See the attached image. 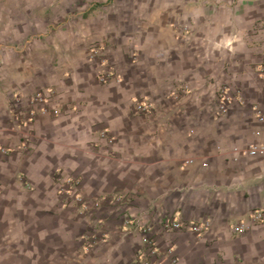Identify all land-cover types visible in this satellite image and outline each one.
Returning a JSON list of instances; mask_svg holds the SVG:
<instances>
[{"label": "crops", "instance_id": "obj_1", "mask_svg": "<svg viewBox=\"0 0 264 264\" xmlns=\"http://www.w3.org/2000/svg\"><path fill=\"white\" fill-rule=\"evenodd\" d=\"M263 64L264 0H0V264H136L126 211L152 222L153 264L169 249L176 264H264V153L249 151L264 143ZM213 81L245 102L215 116ZM37 92L50 110L14 129ZM56 168L81 178L86 210L58 194Z\"/></svg>", "mask_w": 264, "mask_h": 264}, {"label": "built area", "instance_id": "obj_2", "mask_svg": "<svg viewBox=\"0 0 264 264\" xmlns=\"http://www.w3.org/2000/svg\"><path fill=\"white\" fill-rule=\"evenodd\" d=\"M109 53L108 45H96L93 46L90 53V58L92 60H99L101 56L104 58ZM261 78L264 81V64L260 69ZM100 79L102 81H106V74L103 73L100 75ZM215 89L214 96V114L215 116H220L225 114L230 106L235 102L239 101L244 103L245 100L241 96V91L238 88L230 86L229 84L220 83L217 81L212 82ZM35 99H33L32 106L26 112L15 111L12 116V122L14 123L13 128L19 129L25 124L34 120L35 116L38 113L48 112L49 106L47 101L49 100L48 96L43 92H37L35 95ZM38 104H41L40 106ZM70 106L62 105L57 108H53L52 111L58 115L63 111L69 109ZM133 108L138 113H147L151 110L152 106L150 103L144 101H135L133 104ZM100 138L102 140L112 142L115 137L109 132V129H104L100 132ZM97 145V144H96ZM22 149L27 151L29 150V145L26 142H23ZM250 152H262L264 153V143L258 145H251L249 148ZM53 178L55 181L56 189L58 194L65 197V203L69 204L71 202H75L81 204L82 206H86L85 210L88 208V205L85 202V196L81 191V178L66 170L65 168H56L53 173ZM129 199V195L126 193H117L113 194V196H101L96 201V205L109 203L112 205L120 204ZM252 218L255 222H263L264 221V211H256ZM208 223H196L193 221H184L178 220L174 218H166L161 222V230L163 231H171V230H191L196 232H203ZM123 231L133 230L135 232H140L143 236V243L139 247L136 252L135 259L136 264H153L152 257H157L160 254V248L158 246L157 234L153 232V224L151 221L143 220L140 217L133 216L128 213V211L124 212V218L122 220ZM248 228V225L242 224L237 226L236 229L239 232H244ZM167 255L170 256V259L167 264H176L178 262V257L173 254L172 249L166 251Z\"/></svg>", "mask_w": 264, "mask_h": 264}, {"label": "rangeland", "instance_id": "obj_3", "mask_svg": "<svg viewBox=\"0 0 264 264\" xmlns=\"http://www.w3.org/2000/svg\"><path fill=\"white\" fill-rule=\"evenodd\" d=\"M85 242H86L85 244L86 249H89L100 243V238L98 236H96L95 238L87 237Z\"/></svg>", "mask_w": 264, "mask_h": 264}]
</instances>
